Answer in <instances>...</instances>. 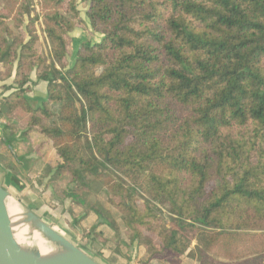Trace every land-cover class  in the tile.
<instances>
[{"label":"trees","instance_id":"16d2710c","mask_svg":"<svg viewBox=\"0 0 264 264\" xmlns=\"http://www.w3.org/2000/svg\"><path fill=\"white\" fill-rule=\"evenodd\" d=\"M84 1L102 38L81 42L69 66L76 0H36L49 61L33 0H0L5 144L31 131L49 139L52 195L87 205L84 193H102L123 235L89 204L97 225L148 261L264 264V0ZM32 73L46 82L37 104Z\"/></svg>","mask_w":264,"mask_h":264},{"label":"rangeland","instance_id":"374dc122","mask_svg":"<svg viewBox=\"0 0 264 264\" xmlns=\"http://www.w3.org/2000/svg\"><path fill=\"white\" fill-rule=\"evenodd\" d=\"M32 3L34 7V12H32L31 17L35 18L34 28L38 36V42L36 47L39 53H41L49 61L51 60L50 47L46 35L43 31V24H42L41 15L39 13V8L36 4L37 3L36 0H33ZM76 7L79 10L80 17L83 21V25H78L72 32L69 33L70 39L68 42V54H67V64L69 66H71V64L73 63L75 51L79 47L81 42L84 41L98 42L102 38V34L94 32L87 23L88 20L85 14L87 10V2L84 0H76ZM24 144L23 145L25 149L33 152V146L30 141H27ZM35 154L36 156H39L38 150H35ZM46 171L47 168L45 167L43 173ZM48 181L49 180H47L46 183L47 186H49ZM66 182L67 179L62 178L61 181L59 182V185L63 189L70 188L72 186L71 183L66 184ZM33 185L34 184L32 183L31 186H29L27 193L29 195L36 196L37 205L32 204L30 205L31 208L30 207L28 208H30V210L33 211L35 214H37L39 217L41 216L40 218L46 224L53 227L54 230H56L63 237L71 241L75 246L80 248L82 251H84L94 260H96L97 262L100 261V252H99L100 246H103L102 247V249L104 250L103 252H106L105 250H108V248H113L114 250L116 243L117 242L120 243V238L116 239L114 233L107 226L97 225V218L95 214L87 209L89 204L99 203L100 205H102L105 209H107L110 212L112 217L119 224L120 235H123V227H122L120 213L114 207H112L110 204L106 202L105 197L102 193H84L83 197L86 199L87 205H80L78 202H73L70 198H65L59 201L55 196L52 195V193L50 194V192L48 196H46L45 189L42 188L41 185H39L40 187L38 188L37 187L35 188V186ZM6 189L20 203L23 204L22 198L26 202L29 201L26 198V196H23L22 194L23 192L20 191L19 189L16 191L15 189L9 186L6 187ZM158 207L161 208L160 210L162 211L163 216L167 217L166 211L162 207L160 206ZM48 212L54 213L52 219H50L51 217L50 215L48 216ZM166 222L168 224V221ZM100 226L106 231L98 232ZM111 233H113L112 238H110L106 243H101L100 239H106V238L108 239ZM194 244L195 242H192L190 247H193ZM182 257L196 261V259L186 256V254H184ZM182 257H180L178 264H180ZM212 258L215 259V261L218 263L224 261V259L218 257L217 255L212 256ZM185 261L187 264H193V262L190 260H185ZM153 264H160V262L154 260Z\"/></svg>","mask_w":264,"mask_h":264},{"label":"crops","instance_id":"0c3cea01","mask_svg":"<svg viewBox=\"0 0 264 264\" xmlns=\"http://www.w3.org/2000/svg\"><path fill=\"white\" fill-rule=\"evenodd\" d=\"M12 79H9L2 83L0 81V95L6 96L13 89L2 92V84L10 85ZM27 97L32 103H40L46 97V82L36 79L35 73H32L28 82V91L26 92ZM5 119L0 116V134L3 131V124ZM30 141L33 146V152L24 148V143ZM24 144V145H23ZM12 151L6 146L0 137V185L6 189V187H12L16 191L19 189L22 191L23 196L29 200L28 202H22L27 207L35 204L37 205L36 196L29 195L27 193L29 186L33 183L35 188L40 187L45 189V195L51 194L50 186H47V180L49 179V172H44L45 167L53 169L58 163L57 156L52 147L49 139L41 135L36 131H31L28 134V139L17 138L11 145ZM35 150H38L39 156H36ZM42 172V173H41ZM14 179L20 181V185L14 183ZM7 185V186H6ZM41 190V189H40ZM43 190V189H42ZM33 205V206H35ZM50 219L54 216L53 212H48ZM41 217V216H40ZM102 226V225H101ZM99 227L98 232H105L102 227ZM113 233L106 240V242L112 238ZM105 242V243H106ZM103 246H100V264H153L154 260L148 261L144 249L137 246L135 243L129 245L120 244L113 248H108L103 252ZM107 249V248H106ZM117 249V251H116ZM137 253V254H136ZM139 254V255H138ZM143 260V261H142ZM185 260H190L193 264H197L196 261L182 257L180 264H187Z\"/></svg>","mask_w":264,"mask_h":264},{"label":"water","instance_id":"95a60500","mask_svg":"<svg viewBox=\"0 0 264 264\" xmlns=\"http://www.w3.org/2000/svg\"><path fill=\"white\" fill-rule=\"evenodd\" d=\"M0 137L6 143V138L2 132ZM6 146L12 151L10 144H6ZM14 183L20 185V181L17 179H14ZM9 195H11L10 192L0 185V264H100L54 230L53 227L46 224L30 208L14 198L24 209L25 222H32L46 238L51 242L58 243L64 249L63 253L47 260L39 253L24 251L12 233L11 221L5 205V200Z\"/></svg>","mask_w":264,"mask_h":264},{"label":"bare ground","instance_id":"6f19581e","mask_svg":"<svg viewBox=\"0 0 264 264\" xmlns=\"http://www.w3.org/2000/svg\"><path fill=\"white\" fill-rule=\"evenodd\" d=\"M5 205L14 239L24 251L39 253L45 260L64 252L58 243L46 238L32 222H25L24 209L13 196L6 198Z\"/></svg>","mask_w":264,"mask_h":264}]
</instances>
